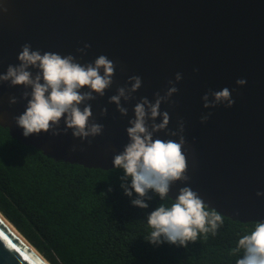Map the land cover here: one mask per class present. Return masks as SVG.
<instances>
[{"label": "water", "instance_id": "obj_1", "mask_svg": "<svg viewBox=\"0 0 264 264\" xmlns=\"http://www.w3.org/2000/svg\"><path fill=\"white\" fill-rule=\"evenodd\" d=\"M0 5L7 8L0 12V73L18 65L26 43L42 54H71L81 64L104 55L116 65L112 87L90 102L93 119L104 126L102 135L89 138L91 144L71 131L25 138L15 123L27 106L20 99L25 89L0 84V127L12 139L56 162L113 170L114 156L129 142L126 129L135 104L142 98L154 102L157 92L163 96L181 73L178 92L160 111L170 116L168 130L184 122L190 181L172 185L169 197L174 201L180 188L191 187L209 210L226 218L264 221V197L256 196L264 192V0H0ZM85 44L91 47L81 55L77 49ZM134 75L142 87L134 99L122 101L124 117L108 101ZM238 79L246 85L237 86ZM225 87L234 106L205 109L203 95ZM12 96L15 105L9 104ZM102 108L107 115H100ZM208 112V122L201 124ZM156 138L178 140L164 131ZM0 264H49L1 213Z\"/></svg>", "mask_w": 264, "mask_h": 264}, {"label": "clouds", "instance_id": "obj_2", "mask_svg": "<svg viewBox=\"0 0 264 264\" xmlns=\"http://www.w3.org/2000/svg\"><path fill=\"white\" fill-rule=\"evenodd\" d=\"M0 12L6 13L7 8L0 5ZM90 47L85 44L77 52L85 55ZM18 61V65H9L5 73H0V84L23 86L25 89L20 99L27 100L26 109L22 115L15 117V123L23 129L25 138L41 133L60 136L71 131L73 138L91 144L89 138L102 135L104 126L93 119L90 102L103 97L106 90L112 87L116 70L113 61L100 55L93 63L81 64L71 54H42L40 50H33L28 43L22 46ZM32 70H35V74ZM182 79V74L176 73L174 81L168 82L169 87L163 96L157 92L154 102L142 98L135 104L134 118L128 121L129 127L126 129L129 142L113 158L115 169L124 172L121 177L124 194L131 198L135 192L137 196L131 201L134 207H149L145 202L152 199L148 195L149 191L157 194L161 201L171 199L169 192L172 185L176 182L188 184L190 181L184 152V122L178 121L175 131L168 130L170 116L168 112L160 111L161 104L169 103L178 92L176 84ZM246 83L245 79L236 81L237 86H245ZM141 87V77L131 76L125 86L116 89V94L108 102L116 106L121 116L126 117L128 109L122 105V101L128 103L134 99V94ZM202 102L205 109L220 105L230 109L235 104L231 90L227 87L220 91L209 90L203 95ZM17 103L15 96L9 98L10 105ZM100 115H107V108H102ZM211 115V112L203 114L200 123L206 124ZM158 118L162 122L156 123ZM61 120L65 125L62 130ZM161 131L178 140L154 139ZM129 179L130 184L127 183ZM256 196L264 197V192L258 191ZM208 208L191 187L180 188L170 207L161 204L149 214L147 223L152 231L147 241L157 247L168 243L186 248L190 242H196L199 234L211 232L216 235L223 219L215 210L210 211ZM241 252L236 264H264V221L257 222L253 231L238 240L233 254Z\"/></svg>", "mask_w": 264, "mask_h": 264}, {"label": "trees", "instance_id": "obj_3", "mask_svg": "<svg viewBox=\"0 0 264 264\" xmlns=\"http://www.w3.org/2000/svg\"><path fill=\"white\" fill-rule=\"evenodd\" d=\"M123 175L56 162L0 127V213L49 264H236L242 252L233 249L256 223L221 215L216 235L199 234L186 248L154 246L147 218L174 201L149 191V207H134L137 196L124 194Z\"/></svg>", "mask_w": 264, "mask_h": 264}]
</instances>
